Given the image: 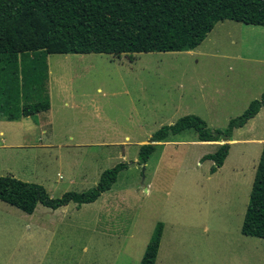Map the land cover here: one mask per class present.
I'll return each instance as SVG.
<instances>
[{
	"label": "rangeland",
	"instance_id": "1",
	"mask_svg": "<svg viewBox=\"0 0 264 264\" xmlns=\"http://www.w3.org/2000/svg\"><path fill=\"white\" fill-rule=\"evenodd\" d=\"M47 73L52 146L1 149L0 177L43 185L58 198L95 187L121 162L130 166L97 202L71 203L56 223L38 214L48 209L42 205L30 218L0 202V264L28 250L20 246L28 226L39 245L30 255L42 264H140L160 224L156 264H264V239L241 232L263 148L264 108L234 131L237 142L217 172L203 157L218 147L199 142L194 130L158 144L146 165L136 163L163 126L196 115L212 133L225 132L261 98L263 27L219 22L191 52L49 55ZM40 219L46 228L38 232Z\"/></svg>",
	"mask_w": 264,
	"mask_h": 264
},
{
	"label": "trees",
	"instance_id": "2",
	"mask_svg": "<svg viewBox=\"0 0 264 264\" xmlns=\"http://www.w3.org/2000/svg\"><path fill=\"white\" fill-rule=\"evenodd\" d=\"M226 20L264 28V0H0V116L10 121L47 112V58L56 54H138L191 52L219 22ZM264 108V93L215 134L196 115L163 126L141 146L138 165H146L158 144L194 130L199 142H223L203 160L222 168L233 133ZM130 166L121 162L84 192L52 197L40 184L0 177V202L33 214L39 205L58 210L97 202ZM241 232L264 239V145L256 169ZM163 235L158 225L140 264H156Z\"/></svg>",
	"mask_w": 264,
	"mask_h": 264
},
{
	"label": "crops",
	"instance_id": "3",
	"mask_svg": "<svg viewBox=\"0 0 264 264\" xmlns=\"http://www.w3.org/2000/svg\"><path fill=\"white\" fill-rule=\"evenodd\" d=\"M51 110H52V105L47 112H43L35 116L21 117L20 119L15 121H10L5 117L0 116V141L2 143L0 146V150L14 149V148L44 149V148H49V146H52V144H46L48 142H52L51 138H49L51 135L48 133L46 129L47 127L46 124L49 125L52 124L46 123V120H44V116ZM41 136H44V139H40ZM35 137H37V139L39 140L38 144H30V145L24 144L23 146L17 144V143H21V141H23L24 139L27 138L34 139ZM236 142L237 140H234L232 138V141H230L229 144L232 146V144ZM261 142L260 143L264 145V140ZM205 143L212 144L213 146H217L218 149L224 144L223 142H205ZM227 161H228V157L222 168L226 166ZM39 206L37 207L36 211L33 214H28L30 218H32V216H36ZM68 206L53 211L50 208H48L49 210L43 209L41 211H38V214H40V216H45V215L48 216L47 218H45V221L48 220L51 223H56L61 219V215H62L61 213H63L65 210H67V208H69ZM40 221L43 220L40 219L38 222L36 221V223H34V225L36 226L35 230L38 232L46 228L45 223L42 224L44 227H41L39 225ZM23 225L25 228L27 224L25 225V223H23ZM30 232L31 229L30 226H28V231L24 236V238L28 240L23 241L20 245L21 247L28 250L21 252L18 251V253L14 251L13 253H11L6 257L5 264H42V262L39 261L36 257L31 256L32 254L29 252V249L33 248V245L34 247L39 246L38 244L35 243V239H36L35 234ZM50 242L51 241L43 242V244H49ZM44 249L47 251L46 245L44 246Z\"/></svg>",
	"mask_w": 264,
	"mask_h": 264
}]
</instances>
